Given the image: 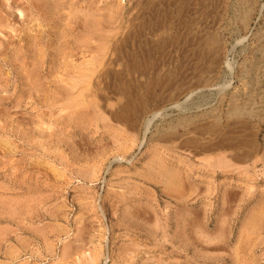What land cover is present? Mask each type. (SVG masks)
<instances>
[{"label": "rangeland", "instance_id": "1", "mask_svg": "<svg viewBox=\"0 0 264 264\" xmlns=\"http://www.w3.org/2000/svg\"><path fill=\"white\" fill-rule=\"evenodd\" d=\"M184 1L0 0V264H264V0ZM155 13L168 20L150 53ZM185 24L223 47L210 89L154 108L147 132L78 103L82 69L106 65L126 35L134 97L146 61L150 80L184 76ZM226 129L232 150L180 145Z\"/></svg>", "mask_w": 264, "mask_h": 264}, {"label": "bare ground", "instance_id": "2", "mask_svg": "<svg viewBox=\"0 0 264 264\" xmlns=\"http://www.w3.org/2000/svg\"><path fill=\"white\" fill-rule=\"evenodd\" d=\"M221 1L222 0H217L218 3ZM173 2L175 3L176 0H173ZM169 3H170V1H169ZM215 3H216V1H215ZM190 4H193V2L192 3L190 2L188 5H190ZM210 5H211V3H210ZM165 7H166V4H165ZM171 7H172V5H171ZM154 8L152 9L153 11H154ZM175 8H173V9H175ZM177 8H178V6H177ZM168 9H170V8H168ZM200 9L201 8H199V10ZM184 10L185 9H183L182 11H184ZM185 13H183V15ZM123 18L124 17H122V18L119 17V19L116 20L118 22L117 27H116L117 29L122 30L123 23H124ZM179 18H181V17H179ZM167 20H168L167 14H166V16H164V14H156V15L153 14V16H151V18L149 20L150 21V27H149L150 33L148 32L150 34V40H149L150 43L147 40L148 43L146 46L147 48H150V53L155 51V49H157L159 47V45H161V43H160L161 40L159 42L155 37H156L157 33H160L159 31L165 29ZM186 20H188V19H186ZM130 21H131V19H130ZM104 25H106V24H104ZM185 25H187V27L185 28L183 35H182L183 40H180L182 42V49L181 50H183L185 57L190 58L191 62H190V64L188 62L189 66L186 68L187 71H185V69H184V71H185L184 76L182 75L181 77L177 78L178 76L175 77V75L171 72L172 74H169L168 76L166 75L165 77H157L154 75V77H152L150 80L151 70L153 71L155 68L152 65L153 62L147 64L148 61H146L147 63L144 62V63H142L141 66L138 67V69H139L138 71H141L142 73L144 71V73L147 74L146 78H149L148 82H146L147 81L146 80L145 81L146 83L144 85V88L146 90V94H145V96L140 97V98L134 97L135 95L134 96L132 95L133 90H134L133 89V83L129 81V73H127V69L125 68V66L123 67V63H122L123 58H125L127 60V62L130 65H132L131 62H134V58H135L134 52L129 49V45H130L129 43H130L131 39L128 35H126L120 41V43L115 47V50L113 52L114 56H112L108 60V63L106 65H104L103 67H96L97 65L94 66L95 63H92L93 67L88 68V69L87 68L82 69V72H81L82 80L78 79L77 82L74 81V82H76L75 86L73 87V85H72L73 90L74 89L77 90L78 93L77 92H75V93H77L78 96L84 95L85 90H87V94H86L85 98L78 103H80L86 107L95 106V107L102 108V109L105 106V107L109 108L107 113L109 114V117H111L115 121V123L117 122L118 124H120V126L124 127L125 129L132 130L134 132L135 131L138 132V130L141 127H145L144 131L147 132L150 129L151 123L153 120L152 117H150V115L156 116V113H157V112L156 113L154 112L155 111L154 108H156V107L157 108H164L165 106L167 107L168 104H172V103H174V106H172V108L173 107H180V104L177 102L182 96L189 95L188 93H193V92L199 90V88H202V90L207 89V88L210 89L209 88V86H210L209 81L212 77V73L216 70L217 64L220 61H222V58L224 57L223 56V47H222L221 43L218 42V40L215 36V30L214 29L212 30V28L210 26H207V25L206 26H199L198 25L196 27H191L190 26L191 24L190 25L185 24ZM147 28L145 27V29H147ZM133 34H134V32H133ZM141 35H143V34L141 33ZM134 37H136V36H134ZM168 37H169V35H168ZM168 41H170V40L168 39ZM137 42H138V40H137ZM143 43H144V41H143ZM166 46H167V44L165 45V47ZM135 50L138 51V49H136V48H135ZM159 50L160 49H158L157 52H159ZM178 50H180V49H178ZM143 52H145V51L143 50ZM160 52H159V54H160ZM146 56H145V58H146ZM158 56H156L157 60H158ZM163 57H165V55ZM146 59H148V58H146ZM185 60H186V58H185ZM155 63H157V62H155ZM130 65H128V66H130ZM178 69H180V67ZM131 71H132V69H131ZM135 71H137V70H135ZM137 74H139V73L137 72ZM94 75H96L97 83L103 87L98 88L97 90L93 91L92 89L89 88V86L91 83V79L93 78ZM139 76L141 77V75H139ZM73 80H74V78H73ZM133 81H134V79H133ZM81 82L83 84L80 87H78V84ZM155 87H157V89L159 88L158 92L154 91ZM102 89L106 90L109 95H114L115 96V102L112 101L113 102L112 103L109 100H107V101L103 100V98L101 96V92H100ZM202 95H204V94H202ZM209 100H210V98H209ZM153 109H154V111H153ZM156 110H159V109H156ZM246 110L247 109H245V111ZM249 111H251V110H249ZM238 112L239 111L236 108L234 110H232L233 114H236ZM196 125H195V127H197ZM241 125L242 124H240V126ZM190 129H191V126H190ZM231 129H226L225 131H223L219 134L217 133L218 132L217 130H211L209 132V134L207 133L208 135L206 137L191 136V135L189 136V134L191 133L190 132L187 137H185L181 140L180 145L185 150H187L189 152H193V153L195 152V154L198 151L211 153V152L221 151V150H224V151L232 150V149L236 148L239 144H237V142L235 141V136H233V133H235V130H231ZM185 134H187V133H185ZM170 177H169V180H171ZM92 257H93V255H92ZM97 258H98V255H97Z\"/></svg>", "mask_w": 264, "mask_h": 264}]
</instances>
